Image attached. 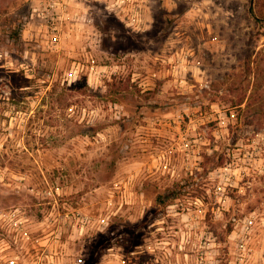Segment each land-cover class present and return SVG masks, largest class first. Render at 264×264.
Returning <instances> with one entry per match:
<instances>
[{"label":"rangeland","instance_id":"obj_1","mask_svg":"<svg viewBox=\"0 0 264 264\" xmlns=\"http://www.w3.org/2000/svg\"><path fill=\"white\" fill-rule=\"evenodd\" d=\"M0 264H264V0H0Z\"/></svg>","mask_w":264,"mask_h":264},{"label":"built area","instance_id":"obj_2","mask_svg":"<svg viewBox=\"0 0 264 264\" xmlns=\"http://www.w3.org/2000/svg\"><path fill=\"white\" fill-rule=\"evenodd\" d=\"M53 40L56 41V38H54ZM250 223H251V222H250ZM242 246H243V245L240 244V249H242L241 251L243 252V251L245 250V248H242ZM245 256H246V254H245ZM243 257H244V256H243ZM243 257H241V255H240V258L238 257L239 259H237V260L239 261V263H241V262L243 261ZM244 258H245V257H244ZM11 263H13V262H11ZM200 263H201V261H200Z\"/></svg>","mask_w":264,"mask_h":264}]
</instances>
